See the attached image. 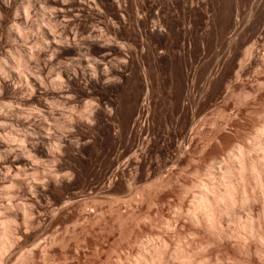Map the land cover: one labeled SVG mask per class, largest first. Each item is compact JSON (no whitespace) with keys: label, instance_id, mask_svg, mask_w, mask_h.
<instances>
[{"label":"rangeland","instance_id":"1","mask_svg":"<svg viewBox=\"0 0 264 264\" xmlns=\"http://www.w3.org/2000/svg\"><path fill=\"white\" fill-rule=\"evenodd\" d=\"M260 142L264 0H0V264H264Z\"/></svg>","mask_w":264,"mask_h":264},{"label":"bare ground","instance_id":"2","mask_svg":"<svg viewBox=\"0 0 264 264\" xmlns=\"http://www.w3.org/2000/svg\"><path fill=\"white\" fill-rule=\"evenodd\" d=\"M32 1V0H31ZM35 5V4H34ZM64 10V9H63ZM62 9H61V11H63ZM63 18H64V20L65 21H67L68 22V16H63ZM46 31V30H45ZM49 31V30H48ZM45 39H46V43L48 44H46L47 46H49L50 47V49L49 50H51L52 49V51L51 52H54L55 53V51H56V49H58V47L60 46V44H58V39H56V37L54 36V34H52L51 32H46V37H45ZM61 42V41H60ZM59 42V43H60ZM45 45V46H46ZM48 47V48H49ZM81 50H78L77 49V52H78V54L80 55L81 54V52H80ZM248 51V50H247ZM58 52V51H57ZM76 52V51H75ZM54 53H52V54H54ZM54 55H56V54H54ZM51 56H53V55H51ZM80 56H82V55H80ZM52 58V57H51ZM51 58H49V59H51ZM48 59V60H49ZM58 60V57H56V60H54V58H53V60H50V61H48V62H50V67H51V69H50V67H49V69L50 70H53V71H55L56 72V76L53 74V77L52 76H50L51 77V79H50V81H49V83L52 85V87H53V89L55 88L56 89V87L59 85V84H61V83H59V79H60V77H61V73L62 72H65V71H67L68 70V60H67V62H62V61H57ZM49 65V64H48ZM96 68V67H95ZM99 69V68H98ZM95 70V69H94ZM97 70V69H96ZM25 71V70H24ZM52 71V72H53ZM20 72V71H19ZM23 72V71H22ZM21 72V73H22ZM52 72H50L51 74H52ZM23 74V73H22ZM26 74V73H25ZM24 75V74H23ZM35 75V74H34ZM37 75V74H36ZM41 75V74H40ZM25 76H27V75H25ZM55 76V77H54ZM40 77V76H39ZM38 77V79H41V78H39ZM21 78V77H20ZM22 78H23V76H22ZM25 78H27V77H25ZM36 79H37V77H36ZM43 80V79H42ZM42 80H40V81H42ZM45 80V79H44ZM43 80V81H44ZM27 81H28V78H27ZM37 81V80H36ZM20 83H22V82H20ZM41 83H43V82H41ZM28 84V83H27ZM43 84H46V83H43ZM23 86H24V84H23ZM30 86V85H29ZM42 87H43V85H42ZM44 87H46V86H44ZM58 87H60V85L58 86ZM61 88V87H60ZM63 88V87H62ZM58 89V88H57ZM60 90V89H59ZM62 94L65 96V97H67L68 98V91H62ZM45 100H47V99H45ZM45 104H49L48 103V101H45ZM13 109V108H12ZM11 110V109H10ZM16 111V110H15ZM9 112V111H8ZM38 112V116H40L41 115V112L40 111H37ZM4 114V113H3ZM14 114H16V113H14ZM22 114V113H21ZM20 117V116H19ZM2 118V117H1ZM46 119V118H45ZM4 122V121H3ZM2 123V122H1ZM5 124V123H4ZM6 124H7V122H6ZM6 124H5V126H6ZM8 125V124H7ZM4 126V125H3ZM260 136V135H259ZM262 139V138H261ZM258 146L263 150V152H264V143H262V142H260L259 144H258ZM10 150V149H9ZM8 150V151H9ZM12 151V150H11ZM13 151H15V150H13ZM250 152V151H249ZM10 153H12V152H10ZM16 154V153H15ZM1 155V154H0ZM245 154L243 153V151L242 150H240V151H238L235 155H233V156H231V161H232V163H233V168L231 169V170H226V171H224V173L222 174V177H223V180H224V185H225V189H224V191H222V190H220L217 186H213V187H211V189L208 191V190H203V192H201V194H199L198 196H196V198H195V208L196 209H199V210H203V211H205V212H207V214H208V216H209V218H212L213 216H214V209L215 208H218V209H220V208H222L223 206H224V204L225 205H232V204H234V202H235V198H234V191H235V188H234V185L232 184V182L229 180V178L231 177L230 175H231V173H232V171L233 170H237V171H239L240 173H242L244 170H245V163H244V160H245V156H244ZM252 170H253V173L256 175V169H255V167L254 166H252ZM218 176V175H217ZM216 177V176H215ZM212 186V185H211ZM221 187V186H220ZM1 215V214H0ZM248 216V215H247ZM6 219V218H5ZM245 219V218H244ZM1 222V221H0ZM5 222H7V221H5ZM3 223V222H2ZM244 225H245V227H247V228H250L251 227V220L250 219H246L245 220V222H244ZM0 226H2V225H0ZM3 226H5L4 224H3ZM4 231H5V228H4ZM0 232V251L4 248V246H5V243L7 242V241H9L8 239H7V234L6 233H8L7 232V230L5 231V232ZM9 234V233H8ZM9 239H10V237H9ZM40 242V241H39ZM38 242V243H39ZM41 242H42V240H41ZM40 242V243H41ZM9 244V243H8ZM6 247H7V245H6ZM5 247V248H6ZM2 253V252H1Z\"/></svg>","mask_w":264,"mask_h":264}]
</instances>
